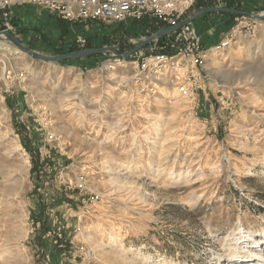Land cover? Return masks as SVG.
Here are the masks:
<instances>
[{"label":"rangeland","instance_id":"374dc122","mask_svg":"<svg viewBox=\"0 0 264 264\" xmlns=\"http://www.w3.org/2000/svg\"><path fill=\"white\" fill-rule=\"evenodd\" d=\"M212 20L220 41L246 20L255 27L235 43L246 54L234 62L207 49L194 98L179 93L174 73L138 66L167 37L127 58L58 62L0 39V264L264 262V18ZM111 32L92 46L126 51L155 30ZM12 33L44 54L69 51ZM37 213L51 225L43 238Z\"/></svg>","mask_w":264,"mask_h":264},{"label":"built area","instance_id":"2783aa9c","mask_svg":"<svg viewBox=\"0 0 264 264\" xmlns=\"http://www.w3.org/2000/svg\"><path fill=\"white\" fill-rule=\"evenodd\" d=\"M195 2L196 0H0V29L11 32L15 30L17 24L13 20L11 7L25 4L39 6L70 22L83 19L121 22L126 19L141 20L144 17H151L161 23L162 26H173L189 16ZM252 22L255 20L253 19ZM254 27L255 25L251 24L250 20H246L241 26L237 25L232 28L212 48L218 51L224 50L249 37L254 31ZM161 37L167 38L162 42L160 48L157 47L159 49L169 47L172 53L153 52L149 56L142 57L138 66L141 70L148 68L155 73L162 71L174 73L176 79L180 78V81H177L179 93L184 98H194V91L201 88V84L197 81L200 78L197 65L203 64L207 50L202 47L196 36L183 37L177 33V29ZM75 42L82 47L86 39L77 36ZM12 77H15L12 70L7 69L2 78L5 91L11 94L15 92ZM53 242L57 243V239L55 238ZM78 252L86 259H90L93 255V251L88 248L81 247ZM47 260L46 257L44 264H47Z\"/></svg>","mask_w":264,"mask_h":264},{"label":"crops","instance_id":"0c3cea01","mask_svg":"<svg viewBox=\"0 0 264 264\" xmlns=\"http://www.w3.org/2000/svg\"><path fill=\"white\" fill-rule=\"evenodd\" d=\"M198 1L203 2V0ZM239 3L242 8L244 7V5L253 6L255 8L264 6V0H239ZM219 4H223L222 1ZM194 8L195 7L193 6L192 10ZM192 10L190 11L189 15H191ZM11 14L13 16V20L17 23L15 31L25 34L27 37L38 33V35L42 36L39 41L44 42L46 45H51L52 48L62 44L68 48H70L73 44L77 45V43L75 42L77 36L85 37L86 42H90L91 44H93V42L97 41L100 36H103L104 38L106 36L111 35V30L115 28L116 24L122 25L124 35H129V33L131 34L134 31L136 33H143L144 31H147L149 27H151L155 31L162 27L161 23L151 17H144L141 21L126 19L121 22H115L101 19H83L77 22H70L61 19L55 14L33 4L12 6ZM217 15L228 16L225 12H208L196 17L194 20L178 28L177 33L183 37L196 36L200 40L202 47L207 50L208 48L217 45L221 38V35H216V32L214 31L212 26V19ZM106 23L110 24L107 25ZM256 41L258 40L255 39L254 42ZM243 50H245V48H243V45L235 44L224 50L219 51H224L225 58H228L230 62H234L236 60L235 57H238V55L241 54H246ZM88 57L90 56H87L86 58ZM207 89H212L211 92L213 93V83L208 82ZM203 91H201L200 93H203ZM206 94L207 93H204L202 97L203 99L206 98ZM47 244L48 242H46V245ZM46 251L48 252L47 249Z\"/></svg>","mask_w":264,"mask_h":264},{"label":"water","instance_id":"95a60500","mask_svg":"<svg viewBox=\"0 0 264 264\" xmlns=\"http://www.w3.org/2000/svg\"><path fill=\"white\" fill-rule=\"evenodd\" d=\"M225 12L230 14H236L240 16H248L253 19H261L264 18V11L261 13H257L254 11H246V10H239L235 8H227L224 6H200L195 7L192 10L191 15L183 18L180 20L176 25L173 26H162L155 32L151 33L146 38L140 40L138 43L134 44L130 49L126 51L120 50L115 45H102V46H94V47H83L76 50L68 51V52H62L59 54H53L48 55L41 52H38L37 50L29 47L24 42H22L16 35H14L12 32L6 29L0 30V36H4L7 41H9L15 48H17L19 51L25 53L27 56H29L32 59L40 60L43 62H58L68 59H80L83 57L90 56L92 54H101L105 52H111L116 55H120L123 58H127L131 56L133 53L140 50L143 46L150 43L151 41L157 40L159 37L170 33L183 25L189 23L190 21L194 20L196 17L208 13V12Z\"/></svg>","mask_w":264,"mask_h":264},{"label":"trees","instance_id":"16d2710c","mask_svg":"<svg viewBox=\"0 0 264 264\" xmlns=\"http://www.w3.org/2000/svg\"><path fill=\"white\" fill-rule=\"evenodd\" d=\"M222 1V6L224 7H227V8H235V9H239V10H242L241 9V5L239 3V0H221ZM215 3H214V0H203V2H199L198 0H196L195 4H194V7H200V6H213ZM227 15L231 18H234V17H237V16H240V15H236V14H230V13H227ZM142 20V19H141ZM141 20H135V21H141ZM45 39V38H44ZM159 41H162V37L159 38L157 40V43ZM104 43H107L104 42ZM160 45V44H159ZM83 47H93L92 44L90 42H85L84 46ZM81 48L80 46L78 45H72L70 48H69V51H72V50H76V49H79ZM160 51L164 52V53H172V50L169 48V47H166V48H161ZM93 55H97V54H92L90 56H93ZM64 61V60H63ZM39 156V154H36V157H34V159L32 160V166L30 168V171L32 172L36 166V158ZM39 211V210H38ZM32 219L36 221H39L40 222V229H39V232H41V237L43 238L46 234L47 231H50L51 229V225L49 224V222L47 221V219H43L41 216H40V213H37V216H32ZM57 239V245L54 246L53 248V252H54V256L55 255H59L60 253V249H58V244H62V238L58 236L55 237ZM54 238V239H55ZM38 242H41L42 243V240L40 241L39 237H38ZM66 242V240H64ZM66 246V245H65ZM63 251V250H62Z\"/></svg>","mask_w":264,"mask_h":264},{"label":"bare ground","instance_id":"6f19581e","mask_svg":"<svg viewBox=\"0 0 264 264\" xmlns=\"http://www.w3.org/2000/svg\"><path fill=\"white\" fill-rule=\"evenodd\" d=\"M0 39H3V40H5V41H7L6 39H5V37L4 36H0ZM9 42V41H8ZM7 43V42H6ZM252 259H255V258H235L234 259V261L236 262V263H245V261H248V260H252ZM260 260V259H259ZM262 261V260H261ZM264 262L262 261L261 262V264H263Z\"/></svg>","mask_w":264,"mask_h":264}]
</instances>
